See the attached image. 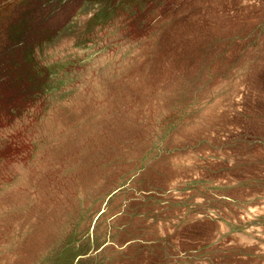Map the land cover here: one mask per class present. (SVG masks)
I'll return each instance as SVG.
<instances>
[{"label": "rangeland", "instance_id": "1", "mask_svg": "<svg viewBox=\"0 0 264 264\" xmlns=\"http://www.w3.org/2000/svg\"><path fill=\"white\" fill-rule=\"evenodd\" d=\"M0 264H264V0H0Z\"/></svg>", "mask_w": 264, "mask_h": 264}]
</instances>
